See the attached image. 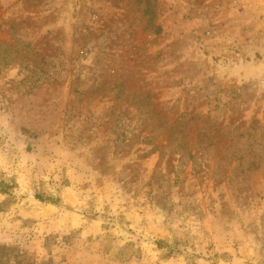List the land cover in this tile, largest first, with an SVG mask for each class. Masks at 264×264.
I'll return each instance as SVG.
<instances>
[{"label": "rangeland", "instance_id": "rangeland-1", "mask_svg": "<svg viewBox=\"0 0 264 264\" xmlns=\"http://www.w3.org/2000/svg\"><path fill=\"white\" fill-rule=\"evenodd\" d=\"M0 264H264V0H0Z\"/></svg>", "mask_w": 264, "mask_h": 264}, {"label": "trees", "instance_id": "trees-1", "mask_svg": "<svg viewBox=\"0 0 264 264\" xmlns=\"http://www.w3.org/2000/svg\"><path fill=\"white\" fill-rule=\"evenodd\" d=\"M0 191L5 192V187L3 185H0Z\"/></svg>", "mask_w": 264, "mask_h": 264}]
</instances>
